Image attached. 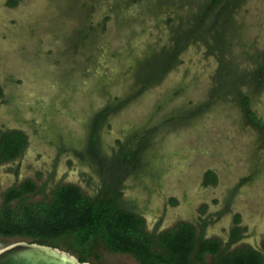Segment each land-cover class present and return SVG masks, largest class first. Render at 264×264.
<instances>
[{
  "label": "rangeland",
  "instance_id": "rangeland-1",
  "mask_svg": "<svg viewBox=\"0 0 264 264\" xmlns=\"http://www.w3.org/2000/svg\"><path fill=\"white\" fill-rule=\"evenodd\" d=\"M8 1L0 0V129L20 131L27 144L15 171L0 165V203L16 177L46 193L61 182L93 195L114 176L119 208L140 215L146 233L184 222L221 242L238 228L236 248L259 251L264 263V74H254L264 68V0ZM188 29L197 37L176 66L144 88L146 61L163 58ZM219 58L232 74L211 94ZM100 114L93 144L86 128ZM123 148L139 160L126 171L110 164ZM206 171L213 186L203 184ZM17 240L0 237V247ZM53 243L75 257L69 236ZM85 250L98 264H138Z\"/></svg>",
  "mask_w": 264,
  "mask_h": 264
},
{
  "label": "trees",
  "instance_id": "trees-1",
  "mask_svg": "<svg viewBox=\"0 0 264 264\" xmlns=\"http://www.w3.org/2000/svg\"><path fill=\"white\" fill-rule=\"evenodd\" d=\"M17 1L9 0L7 5L14 6ZM221 1L212 0L210 8L219 5ZM226 5L227 1L220 9H225ZM174 55L175 53L171 57ZM149 62L150 60L146 61L144 66L149 76L150 70L156 73L159 69L160 74L167 70L158 66L156 59ZM260 72L264 74L263 67ZM246 102L247 99L243 98L242 104L246 105ZM247 116L254 120L253 114L247 113ZM99 117L101 114L96 116ZM97 123L98 119L91 123L93 144L96 141ZM25 144V136L20 131L0 132V163L18 157ZM124 150H120L113 161L119 167L122 164L132 165L135 161V155ZM215 181L216 177L211 171L203 174L205 186H213ZM115 182V186L111 187L112 192L105 185L103 192L94 199L82 195L75 186L63 185L57 186L51 192L48 203H26V196L36 189L31 181L26 180L1 194L0 237L19 238L30 243L51 246L56 239L67 235L76 246V259L94 264H98L97 259L90 258L85 249L94 250L96 246L111 253L129 255L138 264H203L205 255L212 258L213 264H262L261 253L247 246L235 248L222 255L219 252L220 241L203 239L189 223L179 222L156 235L146 233L143 230V220L138 214L117 206L116 199L120 193L117 180ZM110 192L112 195L106 196ZM13 201L15 205L11 206ZM237 221L238 216H235L234 223ZM238 238L239 229L232 228L230 240L235 241ZM4 245L6 243L2 246Z\"/></svg>",
  "mask_w": 264,
  "mask_h": 264
},
{
  "label": "flooded vegetation",
  "instance_id": "flooded-vegetation-1",
  "mask_svg": "<svg viewBox=\"0 0 264 264\" xmlns=\"http://www.w3.org/2000/svg\"><path fill=\"white\" fill-rule=\"evenodd\" d=\"M222 2V1H221ZM221 2L219 3L220 5H221ZM238 3H240V0H230V4H232V6L234 7H236L237 6V4ZM227 6H230L229 4L227 5ZM222 11V10H221ZM201 12V11H200ZM199 12V14L201 15L203 12H201L200 13ZM227 13V12H226ZM221 14V13H220ZM199 15V16H200ZM222 16V15H221ZM224 16H227V15H225L224 14ZM221 21H222V23H224V24H222V27L225 29L224 31H226V30H233L234 28L232 27V25H233V22H231L230 20L231 19H227V21H226V19H225V17L224 18H221L220 19ZM200 29H202V26L200 27ZM203 30V29H202ZM187 32V33H186ZM184 34H183V37H179V39H182V38H184V39H186V40H184L183 42H177V40H174V46H175V48L173 49V50H171V51H164L165 52V54H164V57L162 58L161 57V59H159V58H157L156 59V61H157V65L159 66H162V67H164V68H166L167 70H165L164 71V73H162V74H160V71H159V69L157 70V72L156 73H154V70H150V74H151V76H149V75H147V72H145L144 73V71H146L145 70V68L143 69V74L145 75V79L144 80H142V77L140 78H137V80L138 79H140L141 81V85H144V88L145 87H148L149 85H151V84H154V83H156V82H158L161 78H162V76L167 72V71H169L170 69H172V68H174L175 66H176V64H177V61H178V58H179V55H180V53H182V51L184 50V48H185V46H186V44L188 45L189 44V42H192L191 41V39H189V37H197L196 35H193L192 34V30H190V29H188L187 31H186ZM201 33V32H200ZM200 35H204V33L203 34H200ZM209 36V35H208ZM207 36V37H208ZM183 40V39H182ZM220 41H221V39H220ZM176 42V43H175ZM218 43H217V41L214 43V46H217V48H220V46H218L217 45ZM222 45H223V43H222ZM217 48H216V50H217ZM175 53V55H174V57L172 56L171 57V55L172 54H174ZM219 54H220V51H219ZM222 60V58H219V60H217V69H216V71L214 72V77H213V83H212V88H211V94L214 92V90H217L218 89V91L217 92H219L220 91V88L222 87V85L224 84V81H225V78L226 77H230L231 76V72H229V71H227V69H225V67H222V65H220L221 64V61ZM260 69H261V66L260 67H258L257 68V70H255L254 71V74H256V76H257V74H259V72H260ZM159 71V72H158ZM257 71V72H256ZM224 72L226 73V74H224ZM254 74H253V76H252V78L253 79H257V77L255 76L254 77ZM142 75V74H141ZM262 78H264V75H262ZM218 79H219V81H218ZM237 81H242V77H241V75L240 76H237V79H236ZM260 84H262V80H260ZM0 90H1V96H0V101L3 99V93H2V87L0 86ZM175 93H178V91H176ZM183 94V93H182ZM103 118H104V115L102 114L101 115V117H99V118H96V115L94 116V117H92L91 116V120H90V124L87 126V131H90L91 130V123L93 122V120L94 119H98V129H99V127H100V124H101V122L103 121ZM98 129H97V131H98ZM5 131H7V130H1L0 129V132H5ZM26 144H27V142H26ZM26 144H25V146H26ZM25 148V147H24ZM24 148L22 149V151H21V153H20V155L18 156V157H16L15 159H13V160H10V161H7V162H4V163H0V165H7L8 163H10V164H13L14 165V167H13V169H14V171L16 170L15 169V165L19 162L18 160H19V158L21 157V155H22V153H23V150H24ZM93 149H91L90 151H89V154H91L93 151H92ZM110 161V160H109ZM109 161L107 162V164H105L106 165V167L107 166H109L110 164L113 166L114 165V163H110L109 165H108V163H109ZM137 163L139 164V160H137L136 162L134 161V162H132L131 164L132 165H126V164H122V165H120V167L123 169V170H125L126 171V168H128V170L130 169V168H134L136 165H137ZM17 168V167H16ZM122 172H124V171H122ZM115 177L114 176H111L109 179H108V182L107 183H105V181L104 182H102L104 185L103 186H105L106 185V187H110V191L112 190V188L111 187H113V186H115V179H114ZM26 180H29V181H31L34 185H35V183H34V180H32V179H23V180H20V178H18V177H16V180H15V182L14 183H12L10 186H8V187H6L3 191H2V193H4L5 191H7V190H9V189H11V188H15V187H17V186H19L21 183H23L24 181H26ZM61 181H62V179H61ZM61 182H56L54 185H53V187H51L50 189H49V191L46 193L42 188H39L40 186H36L35 185V187H36V189H35V191L32 193V194H29V195H27L26 196V200H25V202L26 203H31V202H27V200L29 199V198H31L32 196H36L37 194H39V193H42L43 194V196H42V199H40L39 201H36V202H32V203H48V201L50 200V198H51V192L57 187V186H63V185H72V186H75V187H77L78 189H79V191L82 193V195H84V196H86V197H88V198H90V199H94V198H96L98 195H99V193L100 192H103V190H98L97 192H95L93 195H87V194H85V193H83L82 191H81V189L78 187V186H76V185H73V184H69V183H65V184H60ZM120 183H118L117 182V187L119 188V193H120V195L118 196V198L116 199V204H117V206L119 207V199H120V197H121V194H122V190H121V188H120V185H119ZM41 190H43V191H41ZM40 191V192H39ZM112 192V191H111ZM107 193V195L106 196H111L112 195V193ZM1 193V194H2ZM44 193H46L45 194V196H44ZM13 202H15V201H13ZM12 203V202H11ZM224 205L226 206L227 205V202L226 203H224ZM128 211H131V212H134V213H136L135 211H133V210H128ZM137 214V213H136ZM140 216V215H139ZM141 217V216H140ZM194 228H195V226H193ZM143 230H144V227H143ZM196 231V230H195ZM160 232H162V231H160ZM160 232H147L148 234H154V235H156V234H158V233H160ZM197 232V231H196ZM231 232V231H230ZM230 232H229V235H228V238H227V240H225V241H221L220 242V245H219V252L222 254V255H224V254H226V253H229L231 250H233V249H235L237 246V243H239L240 242V239H241V235H239V238L237 239V240H235V241H231L230 240ZM197 235H199V234H197ZM202 236V235H201ZM202 238L203 239H205V237L204 236H202ZM207 240H210V239H207ZM262 264H264V263H262Z\"/></svg>",
  "mask_w": 264,
  "mask_h": 264
},
{
  "label": "water",
  "instance_id": "water-1",
  "mask_svg": "<svg viewBox=\"0 0 264 264\" xmlns=\"http://www.w3.org/2000/svg\"><path fill=\"white\" fill-rule=\"evenodd\" d=\"M0 264H94L48 245L17 240L0 247Z\"/></svg>",
  "mask_w": 264,
  "mask_h": 264
}]
</instances>
